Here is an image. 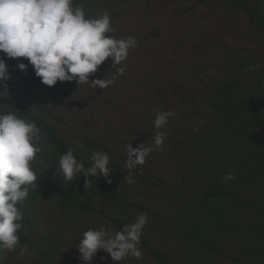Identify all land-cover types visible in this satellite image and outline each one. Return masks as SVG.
<instances>
[{
    "label": "rangeland",
    "instance_id": "374dc122",
    "mask_svg": "<svg viewBox=\"0 0 264 264\" xmlns=\"http://www.w3.org/2000/svg\"><path fill=\"white\" fill-rule=\"evenodd\" d=\"M259 3L254 0H74V5L83 6L87 16L97 17L106 10L110 13L115 31L106 35L136 39V47L129 49L127 59L120 65L126 71L104 90L91 89L85 84L78 86L76 81H58L49 87L35 76L26 58L9 59L0 52L11 76L5 82L7 89L0 87V95L48 120L87 159L94 151L107 152L110 161L118 165L109 166L110 184L117 187L124 199L142 206V209L124 208L105 195L96 201L107 217L83 216L66 213L58 198L39 199L26 211L31 224L24 223L27 245L35 255L26 254L22 259L19 249L16 252L0 249L4 264H84L75 248L84 231L104 226L120 230L113 218L135 219L143 212L148 214L144 233L168 256L169 262H191L178 222L180 210L182 204L189 205L184 198H197L200 184L208 178L205 171L197 170L202 158L194 137L217 130L206 100L211 91L220 82L244 83L249 79L236 58L247 56L264 62V30L256 25L264 20V0ZM21 62L28 65L27 71L18 69ZM111 64V59L105 61L90 79L112 74L115 70L110 68ZM9 102L0 104V113L15 112L27 119ZM45 107L48 112H44ZM154 108L171 110L175 116L161 129L166 132L161 150L154 149L146 157L129 184L123 169L126 146L151 143ZM193 126L199 131H193ZM32 167L38 181L39 176H44L65 186L62 175L52 169L45 146ZM144 178L155 186L145 183ZM255 189L249 188L243 198H254ZM254 219V215L236 217L244 225ZM223 222L214 228L215 242L232 259L220 258L217 263L249 264L250 258L246 256L249 249L236 237L240 223L231 230L230 222L222 226ZM20 243L24 245L21 239ZM140 250L141 259L128 257L119 264H157L141 245ZM207 255L214 260L212 253ZM93 264L118 262L100 251Z\"/></svg>",
    "mask_w": 264,
    "mask_h": 264
},
{
    "label": "clouds",
    "instance_id": "9594fccd",
    "mask_svg": "<svg viewBox=\"0 0 264 264\" xmlns=\"http://www.w3.org/2000/svg\"><path fill=\"white\" fill-rule=\"evenodd\" d=\"M114 31L107 10L100 16L90 17L82 5H74V0H0V52L9 59L26 58L35 76L49 87L58 81H76L78 86L85 84L91 89L103 90L113 85L126 71V67L120 65L127 59L129 49L136 47L132 36L117 39L106 35ZM109 59L110 68L115 71L105 78L90 79ZM258 66L249 65L247 71ZM17 67L27 71L28 65L21 62ZM9 79L6 59L0 57V87L7 89L5 82ZM152 111L155 120L151 143L126 146L123 169L126 170L124 179L129 184L133 182L134 171L145 164L146 157L154 149L161 150L166 136L161 129L175 116L171 110L154 108ZM193 131L199 129L193 126ZM43 149L41 129L35 121L21 118L15 112L0 113V249L8 252L19 249L22 259L35 252L20 243L24 214L18 206L25 202L31 190L38 188L32 162ZM89 160L90 166L85 167L70 148L60 156L57 172L71 182L77 176H84L86 189L91 187L89 177H103L110 184V155L97 150ZM232 179L233 172L223 177L224 181ZM147 221L148 214L143 212L120 230L89 227L75 246L78 258L84 264H93L97 253L103 251L118 264L128 257L141 259V235Z\"/></svg>",
    "mask_w": 264,
    "mask_h": 264
},
{
    "label": "trees",
    "instance_id": "16d2710c",
    "mask_svg": "<svg viewBox=\"0 0 264 264\" xmlns=\"http://www.w3.org/2000/svg\"><path fill=\"white\" fill-rule=\"evenodd\" d=\"M203 2L208 0H202ZM260 5L259 0H254ZM254 20V14L250 13ZM257 20V19H256ZM255 21V20H254ZM258 21V20H257ZM258 28L264 30V20L256 22ZM242 71L249 74L247 82H220L206 97L212 111L216 128L194 137V145L202 158V165L197 170H203L207 177L200 184L201 192L197 198H184L189 205L182 204L178 220L182 225L183 238L188 249L189 264H218L220 258L232 259L216 245L214 228L220 221L222 226L230 222L234 230L240 223L236 236L243 247H248L246 256L249 264H264V62L251 60L247 56L236 58ZM258 64L252 71H247L249 65ZM6 101L0 95V104ZM18 109L28 120L35 121L41 129L45 152L51 158V166L57 172L60 156L70 148L78 160L90 166V160L80 151L68 144L59 131L45 118L38 117L29 109L9 102ZM44 112H48L45 107ZM4 114V113H3ZM109 166L118 167L110 161ZM233 172L234 179L224 181L226 173ZM63 177V176H62ZM64 179V177H63ZM91 187H84L85 177L77 176L72 182L66 181L65 186L50 179L39 176L38 188L29 192L28 198L18 207L24 214L23 228L19 232L21 241L28 244L24 223L31 224L27 208L39 199L58 198L63 209L69 214L83 216L107 214L97 204L96 198H107L124 208L142 209L141 205L124 199L117 187L107 183L103 177H89ZM145 183L155 186L147 179ZM249 188L255 189V197L249 200L243 198ZM181 201V197L176 194ZM254 220L245 225L237 222L238 216ZM119 229L124 224L132 223L134 218L129 216L125 221L112 219ZM226 222V223H225ZM235 238L234 234H231ZM141 246L149 252L157 264H171L168 256L162 252L144 231L141 235ZM213 254L211 261L207 254ZM0 264H4L0 260Z\"/></svg>",
    "mask_w": 264,
    "mask_h": 264
}]
</instances>
